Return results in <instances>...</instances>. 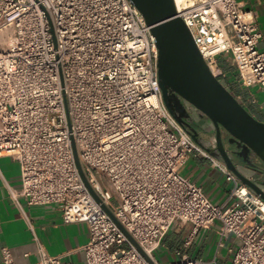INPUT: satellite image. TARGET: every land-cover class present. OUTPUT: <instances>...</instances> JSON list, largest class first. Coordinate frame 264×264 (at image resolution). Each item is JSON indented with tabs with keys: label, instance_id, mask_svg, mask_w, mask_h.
<instances>
[{
	"label": "built area",
	"instance_id": "2783aa9c",
	"mask_svg": "<svg viewBox=\"0 0 264 264\" xmlns=\"http://www.w3.org/2000/svg\"><path fill=\"white\" fill-rule=\"evenodd\" d=\"M174 2L212 74L224 79L217 57L231 55L240 84L264 93L252 12L238 0ZM158 56L131 0H0V156L18 162L21 179L11 198L58 205L64 224L87 225L86 264H204L181 252L160 263L155 253L174 225L216 222L220 241L239 240L233 264H264V200L170 115ZM192 154L232 185L222 204L181 175ZM1 254L15 264L8 248ZM40 255L41 264H60Z\"/></svg>",
	"mask_w": 264,
	"mask_h": 264
},
{
	"label": "crops",
	"instance_id": "0c3cea01",
	"mask_svg": "<svg viewBox=\"0 0 264 264\" xmlns=\"http://www.w3.org/2000/svg\"><path fill=\"white\" fill-rule=\"evenodd\" d=\"M240 6L251 11L259 23L262 39L259 49L264 51V0H238ZM226 82L234 84L232 90L241 97V104L258 117L264 118V93L259 87L246 88L238 79V70L231 55L217 57ZM182 176L201 187L210 200L222 204L229 196L232 185L210 159L190 155L181 167ZM231 186V187H230ZM21 189L18 162L10 156H0V264L2 248H8L15 264H41V251L58 259L60 264H86L83 247L89 241L85 224L66 225L58 205L30 206L24 198L16 204L10 191ZM220 224L194 230L191 225H174L156 251L160 263L173 262L177 252L204 264H233L239 240L229 234L223 241L219 237Z\"/></svg>",
	"mask_w": 264,
	"mask_h": 264
},
{
	"label": "water",
	"instance_id": "95a60500",
	"mask_svg": "<svg viewBox=\"0 0 264 264\" xmlns=\"http://www.w3.org/2000/svg\"><path fill=\"white\" fill-rule=\"evenodd\" d=\"M131 1L144 16L156 39L159 86L170 115L181 125L170 104L174 98L185 110L192 108L187 117L200 128L204 143L184 130L264 200V122L257 120L241 104L225 80H219L212 74L185 23L176 17L174 0ZM195 112L207 120L200 123L203 118L195 119ZM224 134L230 136L227 145L236 144V151L227 147ZM72 145L81 177L101 204L88 183L74 142ZM239 149L241 151L237 152ZM106 211L112 216L108 209Z\"/></svg>",
	"mask_w": 264,
	"mask_h": 264
},
{
	"label": "flooded vegetation",
	"instance_id": "af4514ba",
	"mask_svg": "<svg viewBox=\"0 0 264 264\" xmlns=\"http://www.w3.org/2000/svg\"><path fill=\"white\" fill-rule=\"evenodd\" d=\"M170 104H171V107H172V110H173L175 117L181 121L180 126L183 129H185L187 132H189L191 134V136H195L200 142L204 143V140H203L204 135L200 131V128L197 127L196 123H192L191 120L187 117L188 114H191L193 109L190 108V109L185 110L182 107L181 102L177 98H174ZM201 117H202V115L200 113L195 112V119L196 118L200 119ZM202 118L203 119H201L199 121L200 123L202 122V120H205V121L207 120L206 117H202ZM209 127L214 128L211 124H209ZM223 139L225 141V144L227 145V140L230 139V136L227 134H224ZM227 147L232 151H236L237 146L235 143H232L230 145H227ZM240 151H241V149H239L237 152H240Z\"/></svg>",
	"mask_w": 264,
	"mask_h": 264
},
{
	"label": "rangeland",
	"instance_id": "374dc122",
	"mask_svg": "<svg viewBox=\"0 0 264 264\" xmlns=\"http://www.w3.org/2000/svg\"><path fill=\"white\" fill-rule=\"evenodd\" d=\"M228 86L232 89V90H236L234 87V84H231L230 82H227ZM257 120L264 122V118L262 117H258V115L255 113L253 114L249 109H247ZM231 187V186H230ZM156 255V254H155Z\"/></svg>",
	"mask_w": 264,
	"mask_h": 264
}]
</instances>
